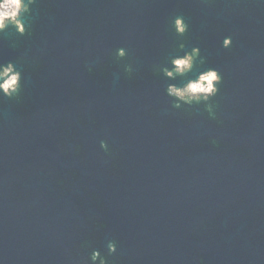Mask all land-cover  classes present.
<instances>
[{"label":"water","instance_id":"obj_1","mask_svg":"<svg viewBox=\"0 0 264 264\" xmlns=\"http://www.w3.org/2000/svg\"><path fill=\"white\" fill-rule=\"evenodd\" d=\"M22 21L0 33L22 73L0 97V264H264V0H36ZM208 68L211 108L173 107L167 84Z\"/></svg>","mask_w":264,"mask_h":264},{"label":"clouds","instance_id":"obj_2","mask_svg":"<svg viewBox=\"0 0 264 264\" xmlns=\"http://www.w3.org/2000/svg\"><path fill=\"white\" fill-rule=\"evenodd\" d=\"M36 0H0V33L12 26L19 35L25 33V23L21 16L31 11V6ZM175 32L183 35L187 29L183 17L177 16L173 20ZM232 43V37L226 36L221 44L223 48H229ZM183 44L180 45L182 49ZM124 48L116 49V56L123 58L126 55ZM199 55V49L192 47L191 51H185L183 55H176L170 59L169 64L164 66L161 71L163 76L168 80H175L177 76H183L185 73L192 71L194 58ZM130 70V69H126ZM22 73L14 62H0V97L11 98L18 94L21 88ZM221 83V76L215 68H208L199 71L195 78H188L181 86L175 83H168L166 94L172 98V106L180 108L183 105L201 104L211 108L208 101L218 92V85ZM101 147H106L104 141H101ZM116 251L115 244H107L108 254ZM99 258V264H106L105 259L100 256L99 251L93 250L90 256L92 264H96Z\"/></svg>","mask_w":264,"mask_h":264}]
</instances>
